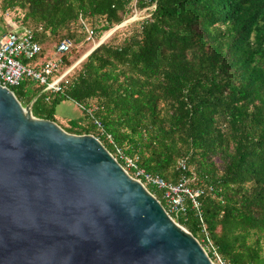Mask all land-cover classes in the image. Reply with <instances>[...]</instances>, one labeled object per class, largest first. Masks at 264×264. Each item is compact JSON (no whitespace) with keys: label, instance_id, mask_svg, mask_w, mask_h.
<instances>
[{"label":"trees","instance_id":"obj_1","mask_svg":"<svg viewBox=\"0 0 264 264\" xmlns=\"http://www.w3.org/2000/svg\"><path fill=\"white\" fill-rule=\"evenodd\" d=\"M0 9L18 15L11 27L34 32L37 62L73 43L52 78L67 73L62 90L34 87L35 117L56 122V106L74 101L86 121L64 130L95 135L123 166L117 148L147 173L203 189L201 219L188 204L177 222L205 247L208 234L226 264H264V0H0ZM135 10L149 16L73 67L92 50L76 56L78 47L103 40ZM11 90L25 107L35 98L22 83ZM147 188L165 206L163 192Z\"/></svg>","mask_w":264,"mask_h":264},{"label":"water","instance_id":"obj_2","mask_svg":"<svg viewBox=\"0 0 264 264\" xmlns=\"http://www.w3.org/2000/svg\"><path fill=\"white\" fill-rule=\"evenodd\" d=\"M36 99L0 85V264H214L95 135L35 117Z\"/></svg>","mask_w":264,"mask_h":264},{"label":"built area","instance_id":"obj_3","mask_svg":"<svg viewBox=\"0 0 264 264\" xmlns=\"http://www.w3.org/2000/svg\"><path fill=\"white\" fill-rule=\"evenodd\" d=\"M9 28L6 33H0V85L11 89L20 86L24 79L28 78L45 85L47 91L60 92L62 90L60 82L67 73L55 80H52V78L61 65V56L72 49V41L64 40L56 47L52 56L43 62H37L41 46L35 41L34 32L29 28H23V33L18 34L21 27L12 26ZM83 28L88 34V40H93L94 31L85 22H83ZM30 62L34 64L29 65ZM88 113L91 115L97 130L105 136L109 143L114 144L112 135L106 133L102 122L92 115V111H88ZM117 157L123 161L124 166H122L134 179L140 181L146 187L153 186L163 192L162 200L166 206L164 207L176 222L178 217L186 213L188 204L197 211L201 219L199 199L205 192L203 189L192 188L186 178L178 183H171L159 175L147 173L137 165L136 158L126 156L118 148ZM179 167L182 170L186 169L183 160L179 162ZM205 236L209 251L213 254L215 260L219 264H226L214 248L208 234H205Z\"/></svg>","mask_w":264,"mask_h":264},{"label":"rangeland","instance_id":"obj_4","mask_svg":"<svg viewBox=\"0 0 264 264\" xmlns=\"http://www.w3.org/2000/svg\"><path fill=\"white\" fill-rule=\"evenodd\" d=\"M17 16L18 15L14 12H11V13L8 12V13L3 14L1 9H0V24H2L1 23L2 21L6 22L7 26L15 24L14 20L17 18ZM148 16H149V14L147 13L146 10H142V11L135 10L134 15L130 19H128L126 22H124L122 25L116 27L115 30L122 28V27H125V26H128L129 24H131L134 21H139L141 19L147 18ZM9 29H10L9 27H3L1 25L0 26V33L1 34L6 33ZM23 31L24 30L21 27L18 31V34H22ZM108 34H106V35H108ZM111 35H109L107 38H109ZM101 40L99 42H94V43H93V41H89L86 44H84V46L78 47V49L76 51V56L83 55L88 49H94L97 45L100 44ZM78 62L76 64H74L73 67L77 66ZM32 64H34V63L33 62L29 63V65H32ZM25 80H28V78H25ZM37 85H38V82H36V81H33L32 83H28L27 81L22 82V88H23V90H25L27 92L26 93L27 96H35V98L38 97L37 93H35L36 90H34V87H36ZM55 120L59 126H61L63 129L64 128L67 129L68 125L72 124L71 122L86 121L85 112L74 101L67 99V100L61 102L59 105L56 106V108H55ZM203 247L205 248V250L208 253V251H209L208 247H205V246H203ZM212 261L214 262V264H219L218 261H216V260H212Z\"/></svg>","mask_w":264,"mask_h":264},{"label":"bare ground","instance_id":"obj_5","mask_svg":"<svg viewBox=\"0 0 264 264\" xmlns=\"http://www.w3.org/2000/svg\"><path fill=\"white\" fill-rule=\"evenodd\" d=\"M107 36H108V35H107ZM107 36H106V37H107ZM106 37H105V38H106ZM105 38H104V39H105ZM86 55H87V54H86Z\"/></svg>","mask_w":264,"mask_h":264}]
</instances>
